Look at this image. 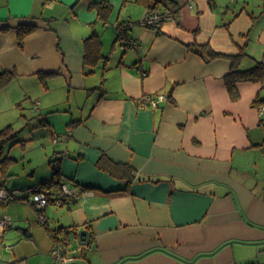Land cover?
Segmentation results:
<instances>
[{
  "label": "crops",
  "instance_id": "obj_1",
  "mask_svg": "<svg viewBox=\"0 0 264 264\" xmlns=\"http://www.w3.org/2000/svg\"><path fill=\"white\" fill-rule=\"evenodd\" d=\"M107 1L105 20L89 0H0V71L16 73L0 92L40 113L29 139L0 148L1 188L23 192L0 198V220H13L0 226V264H264V79L240 82L234 100L231 59L198 51L245 50L242 69L263 61L264 0H164L155 9L176 17L130 28L139 48L118 42L117 24L145 17L150 0ZM23 23L36 29L21 45ZM94 30L101 56L85 63ZM157 93L168 99L144 102ZM33 139L47 145L19 174L13 151ZM56 158L83 194L51 202L43 225L28 190L53 178ZM62 226L91 232L89 245L71 234L64 262L52 254Z\"/></svg>",
  "mask_w": 264,
  "mask_h": 264
},
{
  "label": "trees",
  "instance_id": "obj_2",
  "mask_svg": "<svg viewBox=\"0 0 264 264\" xmlns=\"http://www.w3.org/2000/svg\"><path fill=\"white\" fill-rule=\"evenodd\" d=\"M161 2L164 0H155L154 3L150 4L149 9L154 10L156 7L159 6ZM90 7L97 8L99 11L100 16L107 20L112 11V5L109 1H101L97 2L96 0H89ZM169 7V6H168ZM171 8V7H170ZM173 9V8H171ZM150 10V11H151ZM176 11V10H174ZM36 29L35 25L32 24H20L18 27V36L20 40V44L23 45L25 37L30 34L32 31ZM101 49H102V40L99 33L94 30L89 37L85 40V63H92L93 59H97L101 56ZM198 51H205L208 54L209 58H214L217 56H227L231 59L232 65L231 70L226 74L225 80L231 97L236 100L239 99L240 94L238 90V84L243 81H253L259 82L264 79V60L257 62L253 67L248 69L241 68V62L247 54L245 50L241 51L238 54L228 55L220 52H216L213 49H209L204 47L203 50ZM16 76L15 72L9 70H1L0 71V90L6 87ZM17 138L16 130H13L11 125L0 128V148H2L7 142L14 140ZM19 142H23L24 140H17ZM11 161V158L6 156L2 161L1 164L3 165V170L6 169L8 162ZM51 163L54 166V176L51 180H47L40 185L42 187L58 188L57 191H60L61 184V165H60V158H56L51 160ZM1 189V186H0ZM128 190V187L125 189ZM54 193V192H53ZM54 202V198L51 199ZM78 231L77 226H72L70 228L60 227L58 230H54L53 234L56 233V237L59 238V233L62 234L61 238H59L66 247L70 244V237L71 234H75Z\"/></svg>",
  "mask_w": 264,
  "mask_h": 264
},
{
  "label": "built area",
  "instance_id": "obj_3",
  "mask_svg": "<svg viewBox=\"0 0 264 264\" xmlns=\"http://www.w3.org/2000/svg\"><path fill=\"white\" fill-rule=\"evenodd\" d=\"M176 15L177 11H174L168 6H164L162 8L149 11L146 16L139 22L126 20L122 23L117 24V40L126 48H139L140 43L131 35V33L129 32L130 28H132L136 24H142L150 27H159L164 21L168 19H174ZM142 69L143 75H147L148 71L145 68ZM167 99L168 95L166 93L148 94L143 98L145 103L148 102L154 106H158L161 102L166 101ZM38 108L39 106L36 105L35 109L38 110ZM260 114L261 116H264V104L260 106ZM55 141H57V137H55ZM28 192L30 193L29 200L33 202L39 210L40 223L45 225L48 221L45 210L52 202V198H54V200L59 204L72 203L75 202L83 194V189L79 186H72L69 182H62L58 198L54 197L53 190L51 188L42 187L41 185L30 188ZM22 193L23 192L17 190L8 191L5 188H1L0 198L5 201H9L11 199H19L22 197ZM12 223L13 220L10 216H6L0 220V226L3 229H8L12 225ZM56 235V233L53 234V256H55L62 262L69 259L73 260L74 258H69L67 257V255H65L64 244L58 237H56Z\"/></svg>",
  "mask_w": 264,
  "mask_h": 264
},
{
  "label": "rangeland",
  "instance_id": "obj_4",
  "mask_svg": "<svg viewBox=\"0 0 264 264\" xmlns=\"http://www.w3.org/2000/svg\"><path fill=\"white\" fill-rule=\"evenodd\" d=\"M150 2L154 3L155 0H150ZM130 4L131 2L128 3V6H130ZM135 4L139 10L140 6L138 4L140 3L134 2L132 6ZM142 18H144V16L133 19L130 16L123 15V19L126 20L140 21ZM105 28L110 30L111 27ZM18 91L19 90L14 88V90L9 93L0 92V128L12 124L13 130H16L18 134V138L25 137L29 139L31 136L30 132L32 129V123L38 120L40 113L32 108V102L30 100H24L22 106H19V98L17 99V97L20 95V93ZM44 145H47L44 139H33L25 142L24 145H17L13 153L15 156H17L18 160L13 161L11 164V166L13 165V169H16L19 174L22 173L23 167H27L29 164L28 157L30 154L33 153L39 155L41 150L44 148ZM6 149L8 150V147H6Z\"/></svg>",
  "mask_w": 264,
  "mask_h": 264
},
{
  "label": "water",
  "instance_id": "obj_5",
  "mask_svg": "<svg viewBox=\"0 0 264 264\" xmlns=\"http://www.w3.org/2000/svg\"><path fill=\"white\" fill-rule=\"evenodd\" d=\"M79 237V241L81 244L89 245L91 242V232L88 228H82L77 233H75Z\"/></svg>",
  "mask_w": 264,
  "mask_h": 264
}]
</instances>
